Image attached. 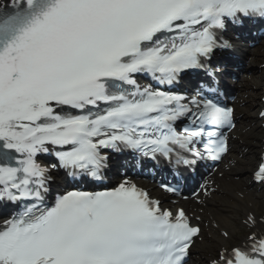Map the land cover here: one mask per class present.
Returning a JSON list of instances; mask_svg holds the SVG:
<instances>
[{
	"label": "snow or ice",
	"instance_id": "obj_1",
	"mask_svg": "<svg viewBox=\"0 0 264 264\" xmlns=\"http://www.w3.org/2000/svg\"><path fill=\"white\" fill-rule=\"evenodd\" d=\"M247 20H264V0H0V211L20 206L0 219V264H189L204 240L198 215L163 207L127 178L50 203L52 172L99 180L108 150L127 149L191 169L224 163L235 108L140 78L174 85L203 70L215 82L210 61L233 47L222 34ZM252 179L264 186V156ZM178 184L161 187L179 195ZM243 223L254 230L248 243L229 247L233 233L220 230L225 243L208 264H264V231L255 234L264 221L249 211Z\"/></svg>",
	"mask_w": 264,
	"mask_h": 264
},
{
	"label": "bare ground",
	"instance_id": "obj_2",
	"mask_svg": "<svg viewBox=\"0 0 264 264\" xmlns=\"http://www.w3.org/2000/svg\"><path fill=\"white\" fill-rule=\"evenodd\" d=\"M259 52L258 50L255 54H259ZM241 112L242 110L240 113ZM247 178L248 177L245 176L240 181L236 182L230 178V173H226L224 178L217 180L219 189L211 198H206L205 213L201 215L204 222L209 226L205 227L206 233L204 232V234L206 240L202 245L197 247L200 253L207 245H215L220 248L221 245L225 243L220 235L217 234V229L214 227L215 224L222 229L227 228L230 230L234 237L235 229L231 227L237 219V217L234 216L238 215L240 210H242L244 219L249 211L257 214L262 195L257 193V190L251 189V186L247 182ZM225 211L228 213H225ZM197 215L200 216L199 212ZM261 227L264 228L263 223L256 226L255 229H260ZM249 228L252 232L254 231L252 227ZM228 244L229 241L227 242V245Z\"/></svg>",
	"mask_w": 264,
	"mask_h": 264
},
{
	"label": "rangeland",
	"instance_id": "obj_3",
	"mask_svg": "<svg viewBox=\"0 0 264 264\" xmlns=\"http://www.w3.org/2000/svg\"><path fill=\"white\" fill-rule=\"evenodd\" d=\"M255 133V135H256V132H254Z\"/></svg>",
	"mask_w": 264,
	"mask_h": 264
}]
</instances>
